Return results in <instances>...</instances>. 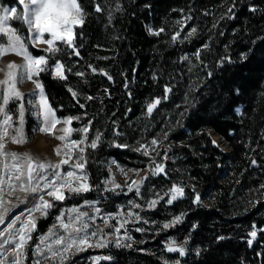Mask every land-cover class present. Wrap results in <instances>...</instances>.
Returning <instances> with one entry per match:
<instances>
[{
  "label": "trees",
  "instance_id": "obj_1",
  "mask_svg": "<svg viewBox=\"0 0 264 264\" xmlns=\"http://www.w3.org/2000/svg\"><path fill=\"white\" fill-rule=\"evenodd\" d=\"M0 2L19 6L18 0ZM79 2L89 14L83 29H77L81 55L62 58L66 82L41 76L46 96L58 117H82L73 121V127L92 120L88 142L97 130L103 134L96 149L85 151L88 182L95 190L90 196L106 201L109 211L122 201V192L104 189L112 159L125 170L144 169L141 177H148L141 197L133 195L148 219L144 224L148 232L134 231L138 242L131 247L106 248L105 255L113 257L110 264H163L164 260L169 264L176 260L180 264H264V233L257 231L253 244H247L253 224L257 230L264 228V189L260 187L264 185V0H235L231 17L228 9L233 0ZM96 3L102 9L99 13ZM117 3L122 11H115ZM175 21L185 23L182 37L192 28L196 34L183 43H169L173 31L179 30ZM147 25L154 30L164 27L165 33L149 35ZM25 33L24 26L21 34ZM205 44L209 48L196 60L193 54ZM242 53L247 54L244 60ZM185 54L190 61L181 60ZM225 56L232 62L218 66ZM101 69L112 79L102 75ZM209 71L213 72L210 78ZM76 72L85 75L79 77ZM165 86L172 89L168 99L147 115V105L165 96ZM69 88L77 93L75 99ZM212 133L224 137L229 152L212 143ZM154 138L158 144L151 146ZM141 144L149 145V156L135 151ZM166 149L168 158L163 159ZM153 160L164 166L166 174H149ZM224 161L225 176L219 181ZM172 185L183 187L185 196L171 205L165 197L155 208L147 207L149 200L164 195ZM195 194L200 195V204L192 203ZM54 213L38 219L39 231L52 223ZM182 213V224L162 228ZM193 224L198 225L195 230ZM220 236L225 239L218 242ZM169 238L181 245L187 240L188 254L182 258L168 253L164 242ZM196 249L201 250L199 255Z\"/></svg>",
  "mask_w": 264,
  "mask_h": 264
},
{
  "label": "snow or ice",
  "instance_id": "obj_2",
  "mask_svg": "<svg viewBox=\"0 0 264 264\" xmlns=\"http://www.w3.org/2000/svg\"><path fill=\"white\" fill-rule=\"evenodd\" d=\"M22 8L18 11L17 7H0V57L6 53H14L23 58L21 64L14 61L9 62L5 69H0L4 72V78L0 79V157L8 156L13 160V164L9 167L8 164L3 165L5 176H0V193L3 192L5 184L8 188L15 189L18 185L19 190L28 193L33 201L31 208H26L25 212L16 215L11 222L6 223V217L10 213V207L2 196H0V264H20V257L24 255L25 247L28 242L32 240V234L37 229V220L42 217H47L52 210H57V205L66 201L70 196H83L85 193L92 191V185L88 183L89 176L86 172L87 159L85 155L86 148L96 149L101 141L102 133L98 130L95 137L88 142V133L92 125V120H88L87 124L73 128L71 125L73 121H80L81 116H67L59 118L57 116V109H54L48 101L45 94L44 85L41 81L43 74H48L54 79L60 81H67L68 77L65 74V64L62 63V58L68 56L71 59L73 56L80 57V47L76 43L77 29H83L86 17L89 15L79 0H18ZM95 3V0H94ZM108 0H105L107 5ZM235 7V0H233V7L228 9V15L231 17L233 8ZM122 6L117 3L115 11H122ZM252 12H256L255 7H250ZM102 9L99 3L95 4V12L99 13ZM113 18V12L109 11V22ZM191 15L188 19H191ZM175 25L179 27L178 31H173L170 36L169 43L175 45L189 40L196 34V29L192 28L183 37L181 33L184 31L185 23L182 21H175ZM13 24H20L21 28L14 27ZM26 26L27 35L21 34L22 28ZM216 25H213L215 27ZM149 35L160 36L165 33V28L161 27L154 30L151 25H147ZM222 34V33H221ZM83 38L82 32L80 33ZM43 46V47H41ZM227 47V46H226ZM209 45H202L198 48L194 57L200 60L201 51L208 49ZM31 49V50H30ZM34 51H40L42 54L34 55ZM247 58V54L242 53L241 59ZM182 61H190L191 57L187 54L181 57ZM201 64L203 61H200ZM231 58L228 56L222 57L218 61V66L223 67L226 63L230 64ZM93 73L97 72L96 68L91 65ZM207 67V65H204ZM191 71V69H189ZM72 69L68 68L67 72L71 73ZM100 73L106 76L109 80L111 76L103 69ZM76 76L83 77L84 72H76ZM207 76H213V72L209 71ZM155 79V77H154ZM24 81H30L34 85L33 91L29 93H22L18 84ZM127 87V84H125ZM73 98L77 97V93L68 89ZM172 89L165 86V96L163 98L157 97L152 103L147 105V115H151L153 110L163 100L168 99V93ZM29 97L28 104L31 111L35 114V118L39 122L40 132H51L56 125L62 123L64 125L60 131L62 135L56 138L62 141V145L58 146L55 154L61 157L57 162L51 161L43 162L33 158L28 153L18 154L16 152H6L4 138L9 135V130L15 133L10 137L12 143H23V125L25 117V106L23 103L24 96ZM39 97L38 102H35L36 97ZM86 99L91 100L93 97L88 96ZM77 103L79 101L77 100ZM19 104L17 108L19 127H14L13 115L10 114L11 105ZM79 107L84 108L83 104ZM73 133L82 134L79 140L72 139ZM120 135V133H115ZM168 133H164L166 140ZM212 143L216 145V141ZM158 144L157 139L151 141V146ZM115 147L127 148L126 144H116ZM170 147V146H169ZM154 150V148H153ZM141 152L144 156H149V145L141 144L135 149ZM159 156L160 154L157 153ZM167 149L164 152L163 159H167ZM256 163L255 160L252 161ZM149 168L151 176H157L165 173V168L162 164L155 163ZM66 166V169H65ZM136 173L138 170L133 169ZM121 174L127 175L125 169H120ZM148 177H141L139 181L131 180L127 186L128 192H134L137 197H141V186L144 185ZM15 181V183L13 182ZM113 187L106 189L109 191H116L121 186L115 183L114 178L111 180ZM264 189V185L260 186ZM158 198L151 199L147 202L149 209L155 208L161 201L167 197V204L171 205L185 196V189L183 187L172 185V187L164 193L163 196L156 194ZM46 197L50 199H46ZM21 200L20 203H25ZM259 201H257L258 203ZM95 201L83 200L82 205L73 206L70 209L60 208L59 214L55 217V223L49 228L48 232L39 237L37 243L32 249L33 255L38 257L33 260V264H40V258L49 259L59 257V264H65V261L74 258L76 254L83 253L89 249H106L110 246L116 248L131 247V244L122 242L121 231L124 230V237L131 240L128 236L126 225L134 218L135 222L148 223L144 220L139 212L132 211V209H142L140 203L134 201L128 202L127 216L122 219H117V216L123 212V208L116 214H106L100 216V209L96 207ZM192 203L200 204V195L195 194ZM17 205H11L16 207ZM90 207L93 213L81 211V207ZM34 213H39L35 216ZM185 214L175 216L171 221L165 222L162 225L163 229L173 228L178 224H182ZM97 218L101 219L105 228H100L96 225ZM115 221V225L110 223ZM17 224L19 226L17 227ZM63 232H58L56 226ZM197 224H193L192 228L195 230ZM252 231L248 233L250 239L247 244L251 246L253 241L257 238V231L264 233V228L257 230L255 224L252 225ZM137 232L143 229L137 227ZM111 235L112 240L107 237ZM93 238H95L93 240ZM225 237H217L218 242L224 240ZM188 241L185 240L183 245H178L174 239H169L165 244V249L168 253L178 254L179 257H185L188 254L186 248ZM55 245V247H54ZM45 249L47 250L45 252ZM200 249H196V254H200ZM6 254V255H5ZM26 259V256H25ZM113 257L110 255H94L89 257V264H110ZM163 264H169L167 260ZM174 264H180V260H176Z\"/></svg>",
  "mask_w": 264,
  "mask_h": 264
},
{
  "label": "rangeland",
  "instance_id": "obj_3",
  "mask_svg": "<svg viewBox=\"0 0 264 264\" xmlns=\"http://www.w3.org/2000/svg\"><path fill=\"white\" fill-rule=\"evenodd\" d=\"M19 4V3H18ZM0 7H17L18 11L22 8V6L18 5H9V4H3L0 2ZM20 25V24H19ZM16 27V26H14ZM26 27V26H25ZM27 35V30L24 36ZM43 47V46H41ZM31 50V49H30ZM34 55H40L37 53H33ZM15 62L17 64H21L23 62V58L20 56L15 55L14 53H6L4 56L0 57V69H5L6 70V65L9 62ZM4 78V72L0 71V79ZM18 88L22 93H29L33 91L34 85L30 81H24L22 83L18 84ZM46 94V93H45ZM39 97L37 96L34 103L38 102ZM29 97L27 95L24 96L23 103L25 106V117H24V125H23V143H12L10 137L12 135H15L14 132L9 130V135L5 136L4 138V143H5V151L6 152H16L18 154H24L28 153L31 155L33 158L43 161V162H48L51 161L53 163L57 162L61 157H58L55 154V150L58 146L62 145V141L58 140L56 137L59 135H62L63 133L60 131L61 128L64 127L62 123H59L56 125L55 129H52L51 132H40L39 131V122L35 118V114L31 111V108L28 104ZM19 107V104H12L11 105V110L10 114L13 115V123L14 127H19L18 123V114H17V108ZM237 110H240V107L237 108ZM67 116H61L59 118H64ZM72 126V125H71ZM73 127V126H72ZM82 127V126H80ZM73 128H78V127H73ZM82 134H77L73 133L72 139H77L79 140L81 138ZM213 139L217 142L218 146L224 150L229 152L230 151V146L227 144L226 140L224 137L221 135H218L216 133H212ZM223 141V142H220ZM226 145V146H225ZM13 160L11 157L8 156H2L0 157V176H5L3 165L8 164L9 167L13 164ZM222 171L219 172L218 180L223 181L224 176H225V169H226V161L222 163ZM66 169V166H65ZM121 167L112 159L109 164V174L105 180L104 183V189H111L113 187L111 180L114 178L115 183L119 184L121 186L120 189H116V191H111L114 193H123V198L121 199L122 201L118 203L116 206L115 210H108L106 208L107 204L106 201H102L100 197H93L90 196V194H94L95 190L93 189L89 193L83 194V196H76V197H69L66 201L61 202L57 205V210H55L54 213V219L50 225L44 230H38V227L36 231L32 234V240L28 242L27 246L25 247L24 255L20 257V264H33V260L37 259L38 257L33 255L32 249H34L35 245L39 243V237L41 235H44L48 232L49 228L52 227L55 223V217L59 214L58 209L60 208H67L70 209L73 206H80L83 203V200H88V201H95L96 207H98L100 211V216H104L106 214H116L120 211L121 208H123V212L120 213V215L117 216V219H122L123 217L127 216V211H128V202L129 201H134L133 195L135 193L128 192L127 191V186L131 182V180H137L139 181L141 176H143L144 169L139 170L138 172L134 173L131 170H126L127 175L121 174L120 172ZM140 177V178H139ZM5 179L7 180V177L5 176ZM15 183V181H13ZM89 183V182H88ZM160 196H163L162 193H159ZM0 196L3 197L6 206L10 207V213L6 217V223L11 222V219H13L16 215H19L21 212H25L26 208H31L33 201L30 198L28 193L21 192L19 190V186L17 185L15 189H10L8 188L7 184L4 186V190L2 193H0ZM158 198L155 197L154 199ZM46 199H50L46 197ZM21 200H25V203H20ZM204 203L208 202L207 197H204L202 199ZM135 202V201H134ZM137 203V202H136ZM11 205H17L16 207H11ZM81 211L88 212L89 214L93 213V209L87 206L81 207ZM132 211L139 212L140 215L143 217L144 220L148 219L145 217L144 213L141 211V209H132ZM35 216H39V213H34ZM25 216H27V213L25 212ZM40 219V218H39ZM38 222V220H37ZM96 225L99 226L100 228H105V225L103 224L102 220L97 218L96 220ZM113 225H115V221H111ZM144 224L142 221L141 222H135L134 218L130 220V222L126 225V228L128 230V236L131 237V240H128L126 237H124V230L121 231V238L122 242L125 244H131L133 242H138L137 239H135L134 236V231L137 227L143 229V232H148V229L144 227ZM19 224H17V227ZM38 226V225H37ZM4 225H0V228H3ZM56 229L58 232H63L62 229L59 228V225L56 226ZM105 231H108V229L105 228ZM137 232V231H136ZM109 240H112L113 237L109 235L107 237ZM95 238H93L94 240ZM170 239V238H169ZM167 239L164 242V245L169 241ZM174 239V238H171ZM175 240V239H174ZM176 241V240H175ZM176 243L178 245H181L180 242ZM55 247V245H54ZM47 250L45 249V252ZM106 249H89L83 253H78L74 258H70L69 260L65 261V264H79L81 260L85 263H89V257L94 256V255H105ZM6 255V254H5ZM26 256V259H25ZM84 263V264H85ZM40 264H59V257L56 258H49V259H43L40 258Z\"/></svg>",
  "mask_w": 264,
  "mask_h": 264
},
{
  "label": "bare ground",
  "instance_id": "obj_4",
  "mask_svg": "<svg viewBox=\"0 0 264 264\" xmlns=\"http://www.w3.org/2000/svg\"><path fill=\"white\" fill-rule=\"evenodd\" d=\"M220 142H223V141L220 140ZM225 146H226V145H225ZM137 200H138V199H137Z\"/></svg>",
  "mask_w": 264,
  "mask_h": 264
}]
</instances>
